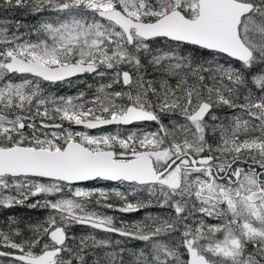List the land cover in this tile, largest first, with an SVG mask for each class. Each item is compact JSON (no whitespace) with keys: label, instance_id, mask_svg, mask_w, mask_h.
<instances>
[{"label":"snow or ice","instance_id":"snow-or-ice-1","mask_svg":"<svg viewBox=\"0 0 264 264\" xmlns=\"http://www.w3.org/2000/svg\"><path fill=\"white\" fill-rule=\"evenodd\" d=\"M0 13V264H264V0Z\"/></svg>","mask_w":264,"mask_h":264},{"label":"trees","instance_id":"trees-1","mask_svg":"<svg viewBox=\"0 0 264 264\" xmlns=\"http://www.w3.org/2000/svg\"><path fill=\"white\" fill-rule=\"evenodd\" d=\"M10 16L14 17L15 19H19L22 20L24 24H31L34 22V19L32 17H25L22 16L20 14H12V13H7ZM22 31H24V29H21ZM87 83L86 84H91L93 83V81L89 78L87 79ZM14 216H16L18 219H21L25 222H32L35 223V218L38 217V215L41 213L40 211H37L35 209L29 208L27 206H17L14 209L10 210ZM111 215H115L117 217V219H123L125 221L128 222H132L135 220H139L142 219L144 216V213H119V212H113L111 210H107ZM79 227V226H78ZM81 228V227H80ZM83 231H86V229H82ZM99 236H103V233H98ZM115 239H121L120 237H115ZM134 243H139V242H134Z\"/></svg>","mask_w":264,"mask_h":264},{"label":"rangeland","instance_id":"rangeland-1","mask_svg":"<svg viewBox=\"0 0 264 264\" xmlns=\"http://www.w3.org/2000/svg\"><path fill=\"white\" fill-rule=\"evenodd\" d=\"M0 17H7L8 19H15L14 17L10 16L9 14L7 13H0ZM22 31V30H21ZM87 88V85L85 86V83H77V84H74L72 87H68V86H62L60 89H59V92L60 94H67V95H75L78 91L80 90H85L86 91V88ZM108 130H113V128L111 129H108ZM90 187H103L105 189L109 188L110 186H107L105 185L104 183L100 182L99 184H96L94 183L92 186ZM111 187H117V185H114V186H111ZM29 203H31V201H29ZM37 211H40L41 213L38 215V217L35 218V221L36 222H40V221H43V219L46 217L47 215V211L46 210H43V209H35ZM109 215H111L109 212H108ZM1 219L3 218H0V221ZM35 222V223H36ZM74 231H76L77 233H80L82 232L83 230H81L80 227H77L76 229H74Z\"/></svg>","mask_w":264,"mask_h":264},{"label":"water","instance_id":"water-1","mask_svg":"<svg viewBox=\"0 0 264 264\" xmlns=\"http://www.w3.org/2000/svg\"><path fill=\"white\" fill-rule=\"evenodd\" d=\"M111 183H115V182H111Z\"/></svg>","mask_w":264,"mask_h":264},{"label":"flooded vegetation","instance_id":"flooded-vegetation-1","mask_svg":"<svg viewBox=\"0 0 264 264\" xmlns=\"http://www.w3.org/2000/svg\"><path fill=\"white\" fill-rule=\"evenodd\" d=\"M9 215H12V214H9Z\"/></svg>","mask_w":264,"mask_h":264}]
</instances>
